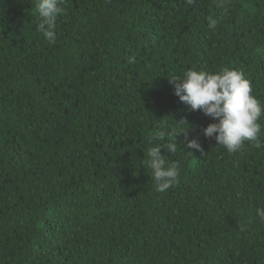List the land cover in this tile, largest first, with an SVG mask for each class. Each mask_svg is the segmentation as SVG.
Returning a JSON list of instances; mask_svg holds the SVG:
<instances>
[{
  "label": "trees",
  "instance_id": "1",
  "mask_svg": "<svg viewBox=\"0 0 264 264\" xmlns=\"http://www.w3.org/2000/svg\"><path fill=\"white\" fill-rule=\"evenodd\" d=\"M35 4L0 0V264H264V146L206 138L169 82L238 69L264 104V0H64L55 42ZM182 120L201 149L161 148L158 192L144 161Z\"/></svg>",
  "mask_w": 264,
  "mask_h": 264
},
{
  "label": "clouds",
  "instance_id": "2",
  "mask_svg": "<svg viewBox=\"0 0 264 264\" xmlns=\"http://www.w3.org/2000/svg\"><path fill=\"white\" fill-rule=\"evenodd\" d=\"M64 0H36L35 8L38 13L36 30L43 33L49 41L56 40V22L58 16L64 13L61 7ZM189 5L196 0H187ZM216 9L227 13L230 0H214ZM220 16L208 17V28L216 29ZM174 94L192 111L200 110L212 118L202 129L206 138H214L217 145L223 146L229 153L238 151L245 141L254 142V146H264L259 139L262 126L259 119L264 113V104L252 94L251 83L238 69L229 67L216 72L207 70L187 69L181 75L173 74L169 78ZM186 127L176 130L161 124V131L157 140L167 141L150 147L144 164L150 170L156 191L165 192L178 183L180 164L178 161L168 162L161 154L164 148L174 154L178 151L176 137L184 133L181 142L184 149H201L197 137L189 139V125L186 121H179ZM191 152V151H190ZM257 215L264 221V207L257 208Z\"/></svg>",
  "mask_w": 264,
  "mask_h": 264
}]
</instances>
